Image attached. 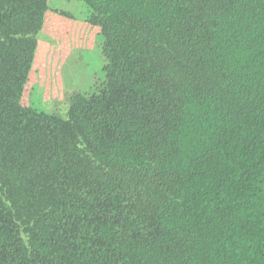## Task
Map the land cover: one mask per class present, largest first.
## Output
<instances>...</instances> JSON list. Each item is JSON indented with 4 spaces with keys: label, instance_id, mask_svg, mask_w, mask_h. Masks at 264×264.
Segmentation results:
<instances>
[{
    "label": "trees",
    "instance_id": "1",
    "mask_svg": "<svg viewBox=\"0 0 264 264\" xmlns=\"http://www.w3.org/2000/svg\"><path fill=\"white\" fill-rule=\"evenodd\" d=\"M49 0H0V264H264V0H82L104 81L22 105Z\"/></svg>",
    "mask_w": 264,
    "mask_h": 264
},
{
    "label": "rangeland",
    "instance_id": "2",
    "mask_svg": "<svg viewBox=\"0 0 264 264\" xmlns=\"http://www.w3.org/2000/svg\"><path fill=\"white\" fill-rule=\"evenodd\" d=\"M85 14L82 0L48 1L22 105L64 116L72 94L93 92L104 81L102 37Z\"/></svg>",
    "mask_w": 264,
    "mask_h": 264
}]
</instances>
